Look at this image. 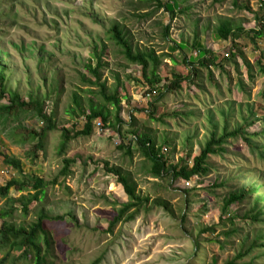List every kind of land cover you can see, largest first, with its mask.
Returning <instances> with one entry per match:
<instances>
[{"label":"rangeland","instance_id":"rangeland-1","mask_svg":"<svg viewBox=\"0 0 264 264\" xmlns=\"http://www.w3.org/2000/svg\"><path fill=\"white\" fill-rule=\"evenodd\" d=\"M175 1L0 0V64L5 67L8 83L24 95L48 92L45 112L53 115L56 125L44 150L37 156L31 153L37 142L18 143L19 139L12 138L10 132L5 133L0 126V151L19 159L24 174L50 183L44 203L33 202L26 216L22 215L19 199L34 191L27 188L19 193L12 189L9 195L17 208L12 221L15 225L27 226L36 220L40 211L54 217L65 216L64 221L46 223L55 240V264H94L101 259L99 264H226L245 251L250 244H245L248 235L253 238L251 231L257 228L243 218L250 202L233 204L222 216L229 189L214 186L217 179L225 180L233 174L242 176L243 183L264 185V165L252 159L242 141L229 146L236 156L230 153L225 160L213 158L219 174L175 183L169 178L151 176V167H144L146 159L132 143V129L149 128L160 138L173 141L163 150V155L170 164H177L190 152L192 156L198 154L209 138L212 126L208 113L220 121V111L228 109L230 103L235 102L239 109L240 103L246 106L247 101L259 102L264 89V77L256 64L264 52V40L256 47L246 33L226 42L215 35L216 28L228 21L246 31L259 29V19L264 17L260 0H188L187 4L182 0L179 7L189 5L190 14L178 13L171 18L169 10L161 4L167 2L171 7ZM115 24L128 31L133 45L140 50L156 52L161 76L158 93L153 92L155 86L142 77V68L127 62L120 49L107 38V31ZM167 25L170 30L165 38ZM197 37L200 44L213 51L218 62L230 58L232 51L241 48L252 65L251 71L239 57L238 68L231 61L223 60L225 70L214 67L212 75L196 63L199 77L184 82L179 92H166L174 75L191 74L183 60L192 58L196 62L193 44ZM95 53L103 57L101 82H106L110 91L119 82L124 85L125 90L119 89L120 117L124 125L121 133H116L113 127L102 129L96 120L91 136L74 138L75 131L82 130L86 123L78 110L74 115L70 113L75 108L74 95L79 96L88 115L92 92L99 91L98 86L91 84L95 79L88 70L89 66L97 65ZM240 79L245 81V91L239 87ZM159 93H164L161 99ZM151 106L157 107L155 116L163 118L162 121L150 118ZM186 109L197 111L198 117H175V113ZM23 125L36 131L47 126L41 118L24 120ZM63 129H67V135L73 139L68 143L66 154L61 156ZM258 130L259 124L250 131ZM19 133L23 132L19 130ZM189 136L193 140L188 143ZM131 143L132 156L121 148ZM64 159H73L76 163L71 165L70 176L59 177ZM114 167L131 173L137 183V193L149 201L134 220H122L110 230L122 205L129 202L124 187L109 173ZM22 177L0 158V186ZM55 180L58 182L53 185ZM3 207H9L6 199H0V209ZM233 217L239 232L227 235L233 227L230 221ZM204 229L212 230L204 232ZM258 253L254 251L251 257L236 258V261L264 264V259L251 261ZM2 257L0 255V260ZM6 264L22 262L13 263L11 257Z\"/></svg>","mask_w":264,"mask_h":264},{"label":"trees","instance_id":"trees-1","mask_svg":"<svg viewBox=\"0 0 264 264\" xmlns=\"http://www.w3.org/2000/svg\"><path fill=\"white\" fill-rule=\"evenodd\" d=\"M179 1V2H178ZM182 0H176L173 6H169V3H162L166 9L169 10L172 17L177 16L178 13L189 15L191 7L186 5L185 7H179V3ZM187 4L188 0H183ZM262 7L264 8V0H260ZM143 3H148L143 1ZM178 6V7H177ZM173 8V9H172ZM178 8V11L175 9ZM143 17L149 15H141ZM264 17L259 19V29L246 31L242 26L234 27L231 22H225L218 26L215 30V35L218 39L228 41L231 38H239V34L246 33L254 41L256 47L260 41L264 40ZM170 26L164 28V37L168 38ZM107 38L113 42L123 54L125 60L130 64L138 65L142 68V77L145 78L150 85H153L152 91L159 92L158 84L161 82V76L158 73L160 67V59L156 55L154 50H140L133 45L132 39L128 31L119 24H115L111 27L107 33ZM194 49L196 50V62L192 58H185L183 61L190 67L191 74L184 77L182 74L174 75V80L166 86V92H179L183 89V83L186 81H193L199 77L200 69L196 68V63L200 67L209 70L212 75V68H221L225 70V64L231 61L237 68L239 62L237 58H241L243 63L248 67V71H251L252 65L248 60L246 54L241 48H237L231 52L227 57L226 62L223 60L217 61L216 56L210 49L199 43L198 37L195 39ZM259 47V46H258ZM182 51L183 46H179ZM264 52L262 51L259 59L256 60V64L259 73L264 77ZM97 65L96 67L89 66L88 70L95 79L93 86H98L99 91L92 92L93 99L88 103V115H85V108L82 107L81 100L77 94L73 97V103L75 108L70 111L71 115H74L78 110L85 118L86 123L82 130H76L74 138L89 137L93 132V124L97 120L102 129L114 128V132L121 133L124 121L120 117L122 97L120 96L119 89H124V85L120 82L117 87L110 91L106 82H101L100 70L103 68L102 55L95 53ZM250 78L253 79L254 75L250 72ZM239 87L242 91H245V81L239 80ZM55 90H59L58 87ZM22 94L19 90H14L8 83V77L5 74V67L0 64V126L5 130V133L10 132L12 138L21 144H35L31 150L34 156L45 148V143L48 141L50 134L55 130V123L53 115H47L45 112L46 99L49 97V93ZM127 92V90H126ZM127 96V95H126ZM164 96V93H159V99ZM250 96L248 95V100ZM5 100V101H4ZM235 102L230 103L229 108L220 111V121H216L215 115L208 113L207 119L212 126V130L209 138L205 144L201 147L198 154L192 156V153H188L187 157H182L177 164H170L163 155V150L172 144V140L165 137L160 138L154 134L151 129L139 130L132 129L134 138L132 143L136 144L138 151L142 153L146 159L144 167L149 165L151 170L149 173L151 176L157 179L169 178L171 182H178L184 180L189 182L194 177L208 178L212 174H219V170L214 164L213 158L226 159V155L232 153V156H236V153L229 150L230 145H234L237 141H242L250 153L252 159L262 163L264 165V89L261 92L259 102L250 101L239 104V109H236ZM111 107L113 109H111ZM245 109V110H244ZM116 110V113H113ZM210 112V111H209ZM246 112V113H245ZM150 118L152 120L162 121L163 118H157V107L151 106L148 110ZM175 117L187 119L198 117V112L195 110L186 109L183 113H175ZM113 117V121H112ZM30 118H41L46 123V127L40 131L27 128L23 125L24 120ZM131 126H134V119H131ZM257 124H259L260 130L250 131ZM9 129V131H6ZM19 130L23 133H19ZM62 141L59 146V155L66 154L68 149V143L73 137L67 135V129H63ZM193 140V137H188L186 142ZM132 143L128 146L121 145V148L125 150L127 155L132 156L134 149ZM188 146V145H187ZM0 158H2L4 164L8 167L14 168L19 171L23 177L18 179H12L5 186H0V199H6L9 207H3L0 209V255L3 257L0 260V264H6L7 261L13 257V263L21 261L22 264H55L54 246L55 240L52 231L47 227V222L64 221L65 216L54 217L40 211L38 217L34 222L25 225H15L13 223L14 214L17 211L14 201L10 198V192L14 188L17 192L21 193L30 188L34 193L22 195L19 201L22 203L21 212L26 216L30 213L29 206L33 202L44 203L47 198V189L50 183H46L43 179L35 176L24 174L23 166L19 159H15L0 151ZM76 163L73 159H64V167L59 177H68L71 173V165ZM239 169H241L239 167ZM109 173H112L117 177L118 182L124 187L128 196L129 202L122 205L118 215L111 224L110 230L120 221L134 220L137 214L144 208H146V202L149 198H143L137 193V183L134 181L133 176L128 171H124L121 167H114L109 169ZM58 177V178H59ZM242 176L232 175L225 180L217 179L214 186H220L222 188H228L229 195L224 200L223 215L224 216L229 208L233 204H238L244 201H249V210L243 215L244 219L250 220L254 224L256 230H252L253 238L250 239V235L247 236L248 244L245 251L239 253L236 258L243 260L252 256L254 251H258V256L252 257V262L256 260L264 259V185L258 183H243ZM238 181L242 183L238 184ZM55 180L52 184H57ZM218 182V183H217ZM31 184V185H28ZM172 184V183H171ZM233 227L227 233V235L237 234L238 228L234 224L235 217L230 219ZM222 223H225L222 217ZM216 228V227H215ZM212 229H204V232H209ZM196 249H199V244L196 243ZM17 254L16 257L13 255ZM233 259L226 264H238L237 259ZM102 260V259H101ZM101 260L96 261L94 264H99Z\"/></svg>","mask_w":264,"mask_h":264}]
</instances>
